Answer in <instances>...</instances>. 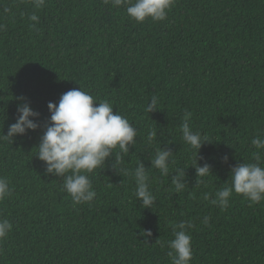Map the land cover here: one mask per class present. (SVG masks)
<instances>
[{"label": "trees", "instance_id": "obj_1", "mask_svg": "<svg viewBox=\"0 0 264 264\" xmlns=\"http://www.w3.org/2000/svg\"><path fill=\"white\" fill-rule=\"evenodd\" d=\"M80 88L110 101L138 131L119 164L117 147L87 174L96 197L74 204L64 178L46 173L36 146L48 103ZM152 95L157 109L148 113ZM21 97L40 113V127L5 139ZM185 110L193 131L209 140L199 153L183 140ZM258 136L264 138V0H175L166 19L144 22L104 0H45L42 7L0 0V177L11 189L0 219L13 225L0 240V264H172L168 242L182 221L192 224L190 264H264V201L233 192L226 209L211 203L231 184L232 166L254 163L257 151L264 166V149L251 143ZM163 148L173 151L167 176L151 166ZM197 159L212 173L197 176ZM141 162L155 196L147 208L135 196ZM177 169L185 172L179 193Z\"/></svg>", "mask_w": 264, "mask_h": 264}, {"label": "clouds", "instance_id": "obj_2", "mask_svg": "<svg viewBox=\"0 0 264 264\" xmlns=\"http://www.w3.org/2000/svg\"><path fill=\"white\" fill-rule=\"evenodd\" d=\"M104 2L105 4L111 2L116 7L124 6L130 18L136 22H144L148 18L153 21L166 19L167 12L175 0H104ZM34 3L36 7H42L45 0H34ZM29 19L38 22L39 17L33 14ZM20 99L23 103L18 105L16 122L9 126L7 134H3L5 139L12 140L15 135H25L29 130L35 131L40 127L38 121L40 113L35 111L25 98ZM157 104V96L152 95L145 110L150 113L157 109ZM113 108L114 105L110 101H98L97 97L82 88L63 93L58 104L51 101L48 103L51 115L40 143L36 146L38 148L36 155L46 163V173L64 178V190L71 196L74 204L91 202L96 197L88 173L105 165L117 147L120 152L116 153L115 161L119 164L120 153H128L129 146L135 144L138 130L119 111L114 112ZM191 115V112L185 110L184 122L181 125L183 140L199 153L204 142L209 140L199 131H193L190 126ZM156 136L157 130L153 128L149 131L147 139L151 142ZM251 143L256 149H264V138L255 137ZM172 153L171 149H158L155 158L151 160V166L167 176ZM253 157L254 163H238L231 167V184L216 193V198L211 200L213 205L226 209L230 206L229 200L233 192L241 194L252 204L264 201L262 157L259 151L254 152ZM198 159L192 164L196 169V175L204 177L212 173L211 165L204 163L201 166ZM223 161L228 162L227 155L223 157ZM116 164L113 165L115 168ZM184 177L183 169H177L176 174L172 176V184L177 193L185 187ZM135 178L136 198L141 200L144 208L151 207L155 202V196L150 190L144 163L141 162L136 167ZM10 193L9 181L0 177V201ZM209 219L205 217L203 222L207 225ZM12 227L8 219H0V240L8 236ZM191 227L190 221H182L173 226L174 239L168 242L170 248L168 256L172 264H190L193 249L188 229ZM141 234L150 237L152 232L143 230Z\"/></svg>", "mask_w": 264, "mask_h": 264}]
</instances>
